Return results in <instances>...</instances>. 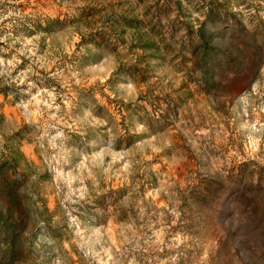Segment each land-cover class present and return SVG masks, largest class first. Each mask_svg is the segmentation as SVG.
<instances>
[{"label":"rangeland","instance_id":"374dc122","mask_svg":"<svg viewBox=\"0 0 264 264\" xmlns=\"http://www.w3.org/2000/svg\"><path fill=\"white\" fill-rule=\"evenodd\" d=\"M0 264H264V0H0Z\"/></svg>","mask_w":264,"mask_h":264}]
</instances>
